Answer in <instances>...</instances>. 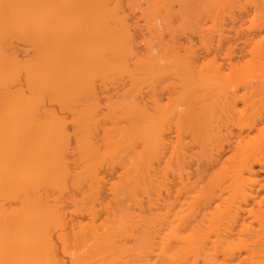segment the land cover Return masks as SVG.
Masks as SVG:
<instances>
[{"label": "bare ground", "instance_id": "1", "mask_svg": "<svg viewBox=\"0 0 264 264\" xmlns=\"http://www.w3.org/2000/svg\"><path fill=\"white\" fill-rule=\"evenodd\" d=\"M116 1L0 0V264H198L200 261H202L203 264H218L217 260L220 254L225 258L229 257L228 259H231V255L234 253L236 248H246L245 250L250 256L251 263L259 264L261 262L263 264L264 262L261 261V259L264 260V249H262L264 245L262 244V247L259 246V242L264 240L261 239V241L259 237L264 236V230L262 229L263 235L260 230L259 232L257 231L258 235L261 234L258 236L254 234L256 232L252 233L250 232L251 229L248 231L249 228L244 229L243 227L241 232L244 230L247 233L245 234V232H243L242 236L244 239H242L243 237L241 236V238L238 237L236 239L235 237L238 235H233L234 230H232V226L236 224L239 219V205L246 203L249 199L255 198L253 194L254 192L252 190L255 181L253 182L252 177L257 174V171L254 169L257 166H254L253 164L256 165L257 163L258 165L260 162V165H262L263 162L261 163L260 160L262 157L259 154L263 156L262 161H264V153L262 154L261 151L258 150V147H256L257 150L253 152L257 153V151H260L259 154H253L252 150L254 149L251 145V147H248L249 144H247L245 147L242 146V142L239 143L238 141V144H236L239 146L237 149L238 154L235 155V158L231 163L232 166L229 169L223 167L221 172H218V176L216 175L217 177L215 176L214 179L211 180L214 182L212 183L210 181V184L209 181L207 184L206 181L204 182V180L207 179L206 175H208V171L207 174L205 173L207 170L205 168L209 166L210 162H212L210 163L212 164L210 167L214 166L215 164L213 165V160L218 164L219 162L221 163L222 154H217L218 156L215 157V154L212 155L214 153L213 150L209 155L202 157V153H198L200 154L198 156H201L206 160L205 161L199 157L201 158V162H204L203 164L207 163V166L204 168V173H201V177L197 172L198 175L196 178H200V182L203 180L202 182H204V188L202 186V182L201 185L199 184L200 182L197 184L198 186H201L203 191H201L200 187L197 186V189L200 190L199 192L201 194L199 193L196 195L197 198L194 199H196V201L203 199L205 200V203L208 201V206H210V202L214 200L216 196L215 191L213 190L216 188L214 187L217 186L219 191V186H221L222 183L224 186V182H227L225 186H228L227 188H229L228 192L230 194L227 205L225 203L226 201L224 202L225 205H223V210L221 208L222 206H218L214 213L209 214L210 219L208 220L209 227L207 228V231H202V228L198 226L196 229H192L190 231H188V229L186 231L184 227L188 224L187 221H189L191 217L188 215H186V217L179 216L181 212L174 214L172 205L166 206V204L170 203L165 202V199L162 200L165 204H163V206L167 211L166 215H159L157 212V210L159 211V208L156 209V211H152L155 209V207L157 208L155 203L158 204L160 201L161 195L159 192L162 191V188L160 187L161 184H163V195L164 193L169 195L170 190L168 191L167 187L169 188V186H173L175 183L174 181L178 179L180 181V185H183L185 189L190 186H192V188L195 187L194 189H196V183L198 182H191V178L189 177L190 174L186 173L188 169L186 168V165H188L187 163L191 160L189 158H192L193 154L191 155L190 151L188 152L185 141L179 139L178 137L177 144L171 145V143L167 141L166 137L164 136L166 134H162L164 132L166 133L167 131L165 128L167 125H169L168 121L170 119H175L177 121H174L176 123L179 122L180 125L181 123L187 124V122H184V118L191 116L190 118L195 121L193 122L195 126L193 123H189L192 120L189 121L188 123L190 125L193 124L191 125L190 129L199 128L197 129L199 131L196 130V132H201L199 134L204 135L205 132L203 133L202 131H208L210 129V125H214V122L216 123V121L218 122L217 125H219L221 122L220 119L222 118L218 116L215 118V120L212 118V116H210L209 120L213 121L214 119V121L212 124H209L211 122L206 119H208L209 114H207V112L209 113L211 107L209 104H207L209 103L207 102L208 100L205 102L201 101L204 99L203 97H205V90L203 91V89H200V85L201 88H205L211 83V81L207 84L208 81L206 82L205 79L203 81V78L200 79V77L204 76L203 74H206L204 70H206L209 65L211 70L214 69L213 63L215 60L214 62L212 61V63H206L204 57L201 55V57H198L202 60V63H204L202 64L201 61L199 62V59L196 62V60H194V56L196 57L197 55H195L192 50V53L190 50H188V53L191 54V57L189 55L190 59L188 56L181 57L177 49V55H179V57H174L175 54L169 55L168 52L170 51H167L169 49L167 48L168 44L166 45L163 37V25L169 21L166 24L167 26L165 25V28L169 27V29H171V27L174 26L172 15L175 16L179 12V14H183L182 18L185 15L184 18L189 20L190 18L186 17L193 16V12L195 13V10L198 11V9L201 7L199 6L201 3L198 2H201V0H197L195 2L194 0H188L191 4L187 0H183L185 1L184 3H182V0H175L172 3L177 5L181 3L180 5L184 7L186 3H188L190 5H186V7H191L190 9L185 8L187 11L185 9L182 10V8L179 10L178 8L179 11L176 9L178 12L175 9H172L174 13L176 11L175 15L172 12V14L169 13L168 9L172 7V3L170 4L169 8L167 6L169 0L167 1V4L166 0H148L150 6H148L149 4L147 5V3L145 4V2H143L144 6L147 5L146 8H144L142 6L143 4L140 3L141 0H138L141 4L140 6L136 3L137 9L138 6H140L138 11L133 9L131 10L133 7L130 8V5L131 3L133 4L134 1L132 0L133 2H131V0H128L127 3L128 5L130 4L128 13L131 11V14L135 11L138 12L136 14L137 17L135 13L132 14L137 19H135V22L132 24L129 22L134 19V17L131 16V19H129L127 15L128 13L126 14L128 7H123L126 4V0L125 4H122L123 6L118 3L120 0H118V2ZM216 1L217 2L214 0L215 4L219 5L221 3L220 5L225 8L224 5L226 4V0ZM208 2L210 3L211 1L209 0ZM195 3H198L199 5H196ZM228 3L226 7L230 6ZM165 4L166 7H163L162 5L165 6ZM212 4L215 5L214 3ZM203 5H205L204 2ZM220 5L218 8L221 9ZM120 7H123L127 10L125 11V9ZM195 7L197 8L195 9ZM214 7L215 6L210 5L209 8H211V11H217L218 8L216 7L217 9H214ZM163 8H166L168 11V14L166 13V17L164 14V11L166 10ZM192 9L194 11H192ZM205 10L206 9H204V11ZM201 11L203 12V9ZM184 12L186 14H184ZM189 12H192V15ZM197 15L194 16L200 18V14L198 16ZM196 17H194L193 21ZM182 18L180 17V22L183 21L180 24L184 25L180 26V24H178L179 27H185L189 25L186 23H192V21L189 20L190 22H187V20ZM198 18H196V20ZM208 20L210 19L207 18V21ZM201 21H203V19ZM195 24L193 25V29H195ZM198 26L199 25L196 24V29ZM200 26L198 27L199 30H197L199 32L204 28L203 26L200 28ZM174 28L175 27L172 29L173 36L175 34L174 30L176 31ZM190 28L192 27L190 26ZM203 30H205V28ZM170 32L171 31H169V33ZM185 32L183 31V33L188 37V34ZM183 33L182 36L184 35ZM207 33L210 35L209 29L206 34ZM170 35L172 36V33ZM200 35L204 37L203 33ZM248 35L251 41V33H248ZM253 36L255 37V35ZM209 37L210 36H208V38ZM201 38L199 39L202 41L200 44H202L201 46H203V48H206L207 45L212 42L210 41L208 43L207 39ZM211 38L212 37H210V39ZM186 39H188L186 40L187 42L191 41V44H193V40L190 38ZM163 40L165 44L163 43ZM244 41H246V39ZM20 44L21 46L25 47L23 48L25 49L24 56L21 55L23 54V51L21 53ZM244 44L247 46L248 42L247 44ZM244 44L241 43L242 46H244ZM164 45H166V47ZM18 47L20 49H18ZM238 47H240L239 49L237 48L240 50V52L238 51V54H241H239L240 56L238 55L239 57L236 55V57L243 58L242 56H245V54H243L244 49L246 48H242L240 45H238ZM209 49H212V47ZM171 50L176 52L175 49ZM236 50L233 51L236 52ZM218 51L219 49H217V53ZM175 52L171 51L172 54ZM209 52H211V50H209ZM235 52L232 53L235 54ZM165 53H168V56ZM205 53V57L210 54L208 53L206 55ZM192 57L194 59H192ZM170 58L174 59L170 60ZM182 58L185 59L182 60ZM229 58L231 59L234 57L230 56ZM222 61H224V59ZM238 61L240 60L238 59ZM227 62L225 61V63ZM228 63L227 68L236 66L230 63V67L228 66ZM224 64H221V66H219L220 64H215V67L217 68H215L213 71L209 70L210 73L208 70H206L207 73L210 74H206L207 77L212 76L214 81L213 85V81L211 83V85L214 86L211 91L217 90L216 93L218 92V99H215L217 102L218 100L220 102V100H222V96H224V99L227 98L226 100L235 101L237 103L236 100H233V95H236L239 92L235 93L234 90L236 89L232 90L234 85L229 83L231 85L230 87V85L227 84L226 79H224L225 75H223V77L221 75L224 73V70L222 71V69H224L222 68ZM170 69L171 73L173 71L172 69L177 70L172 74L177 78L179 76L178 79L181 81V83L183 82L182 88L184 87V89H186L184 90L185 92H182L184 93L183 95H185V97H179L182 102L180 101L178 104L174 103L172 104L174 105L172 108L165 110L161 102L158 103L157 99L159 98H156L158 95H155V93H157L156 89L159 87V85L161 86L159 88L163 90V75H166L167 73H165V71ZM232 69L234 70V68ZM238 69L236 68V70ZM169 72L170 71H168V73ZM176 72L180 74L175 75ZM262 72H260V74ZM189 73L194 75L190 76ZM260 74L258 75L259 77L257 76L258 78H260ZM194 78L196 81H194ZM197 78L198 80H201L202 84L201 82L196 84L198 81ZM262 80L263 81L257 83L259 86L261 83H263L260 86L261 88L263 86V92L260 88H258L257 84H252V82L249 84L251 86L255 85L253 86L255 91L253 93H264V79ZM203 82H206V84ZM211 85L208 87L212 88ZM226 86L231 88H228V92L231 91L230 96H227L229 93L225 88ZM145 87L150 90L146 89ZM246 87L247 85L244 88L246 89V91L244 90V93L246 92L245 97L247 98L250 96L251 90L253 89H251L252 87L250 89ZM126 88L127 93L128 89L129 92L132 91V96L136 94L137 91L140 93L142 89H145L144 91L152 90L154 94L152 91L150 94L152 93L153 96L155 95V97L151 95L152 97H150V99L154 102L153 99L155 98V102L157 104L153 103L154 106H158L159 104L162 106L159 107L163 109H160L163 112L161 111L155 114L157 110L156 106L153 110L155 113H152L151 116V113L149 112V115L146 108L147 105H144L146 110L143 106L142 97L139 96L142 101H139V97L137 98V95L134 99L132 96L130 99H128V95L130 94H127L126 91L124 96L127 95V98L125 97L124 100L123 98L120 99V101L123 100V102L114 100L113 97L112 99L115 104L112 103L108 107L107 104H105L106 102L104 103L105 105L102 107L106 109L107 112L103 108L100 109V103H98L100 105H97L96 102L99 101H95V98L97 97L95 95L98 94V90L100 94V90L103 91V93L107 90L110 91V89L119 92L120 90H125ZM225 89L228 94L225 92ZM200 90H202V93L197 94L196 91L200 92ZM237 91L238 90H236V92ZM120 92L122 93V91ZM193 94H196L198 95L197 97L200 96L202 98L201 99L199 97L200 103H198L199 100L196 101L198 98L194 97ZM201 94H203V97ZM213 96L216 97L215 95ZM238 96L242 97L241 94H238ZM238 96L236 95V97ZM252 96L253 98H251ZM259 96L257 98L256 95H251L250 98L253 100H250V103L245 105L246 108L247 106L252 105L253 102V104H255V100L258 102ZM261 96H264V94ZM46 97L49 98V103L58 104L59 107L62 108L60 109L61 112L62 110H65V112H67L66 110L68 109L72 110V123L70 121V124L72 125L73 129H71L74 132L72 131L71 135L68 131L69 127L67 130L66 126L67 124L69 125V123L63 117L60 118L61 115L58 114L59 111L54 113L51 112L50 109V111L47 110L48 101L45 100L47 99ZM118 97H120V95ZM230 97L232 98L230 99ZM261 98L262 97H260V99ZM44 100L47 102V109L44 108ZM110 100L107 101V103H111ZM237 100L238 103L239 101L240 103L243 101L241 99ZM247 100L249 102V98ZM262 100L264 99L262 98ZM231 101L227 102L229 103L228 106L232 107L233 105L235 107ZM246 101L245 103H248ZM117 102L119 103L117 104ZM137 102H141V104H138ZM263 102L260 100L259 103H262L263 106ZM196 103L198 105L202 103L201 106L206 103V105H209L210 109H203L204 106L207 107L206 105H204L202 108H197ZM259 103L257 104L261 105ZM181 104L188 108L187 110L189 111H185L186 108L184 110ZM194 104L195 109L199 111H196L197 114L192 115L191 110L194 109L192 106ZM257 104L255 105L256 108L250 107L254 108L256 111L258 107ZM218 105L217 111L219 110L218 107H220ZM50 106L51 105H49V107ZM222 106H224V103ZM228 106H224L222 108H225L228 111ZM261 107L258 108L259 111H262V108H264V106L262 108ZM179 108H182L183 112ZM101 110L103 112L99 114V111ZM203 110L205 111L204 113H206L204 114V120L208 121L207 123L205 122L207 127L205 126V123L203 125V122H201L203 119ZM246 110L247 109H245V111ZM254 110L252 113L255 114ZM225 111L222 112L224 113ZM259 111L257 110L256 114L258 115H256V117L259 116V113H261ZM200 112L202 115H200ZM233 112L236 113V110ZM184 113L186 114L185 116ZM223 113L220 114L222 115ZM101 114L104 115L102 116ZM213 114L215 116L216 112ZM217 114L220 115L219 112ZM237 114L238 113L235 115ZM62 115L64 116V113ZM196 115L200 116V118H198L199 120L196 119L199 117ZM205 115L208 116L205 117ZM240 115L241 114L238 115L239 119ZM100 116H102L103 119L109 120V122L108 120L103 121V124L105 125V121L107 122V127L102 124V126H105L106 129L99 127V125L101 126V123L98 120V117L101 118ZM192 116H196L195 119L199 123H197V121ZM246 116L247 115L244 117ZM69 117H71V115ZM224 117H226L225 113ZM65 118H67L66 115ZM218 118H220V122L218 121ZM258 118L259 117L254 119V123H256L255 120H258ZM64 120H66L67 123H65ZM248 121H250V119ZM108 123L113 127L111 128L110 126L108 129ZM166 123L167 125H165ZM200 123L203 128L206 127L204 130L203 128L199 127ZM120 124H124V126L122 125L123 128ZM213 125V129L215 128L217 130L211 129L213 132L209 130V135H211L210 131L213 133L212 136H210L211 138H214V134L219 135L220 133L218 132L220 130L218 128L219 126L216 125V128ZM94 128L95 130L99 128V132L102 129L101 131L104 132V134H102L103 137H101L102 135L100 136V142H97L98 137L95 136L96 134H92ZM161 128L163 130H161ZM246 130L249 131L250 128L247 127ZM188 131L190 133L191 130ZM99 132L97 134H100ZM193 132L194 130L192 129L191 133ZM208 133L206 135H208ZM194 134L196 133L194 132ZM194 134L192 135L194 136L193 138L195 141L198 140L200 136H202L198 135L195 139L196 136ZM73 135L74 139L72 140L75 141V147H73L74 149H71L72 151L74 150L72 152L74 153L73 156L77 158H74L71 154L67 155L70 150L69 148L71 147L70 138H73ZM93 135L95 138H97V140L95 139L97 144L93 139ZM204 137L205 136H203V138ZM210 137H207L209 142H211ZM203 138L199 140H204ZM217 138L219 140L221 137H215V139ZM241 138H243V136ZM205 140L203 145L206 143ZM243 140L245 139L243 138L241 141ZM195 141L192 139V142L195 143ZM219 141L222 140L220 139ZM256 141L258 142V139ZM216 142L217 140L214 143L216 144ZM250 142H252V140H250ZM215 144L212 146H215ZM253 144L255 148L256 145L255 143ZM220 145H222V143ZM197 146H202V142L198 143ZM99 147L103 148L99 149ZM204 147L206 149V146ZM204 147L202 146L201 150H204ZM248 148H251L250 150L252 153ZM213 149H215V147ZM220 149L222 148L220 147ZM102 150H105L104 154H101V152H103ZM223 150L225 151V148ZM160 152H162L163 156L160 154ZM124 154L126 156H124ZM159 154L161 156H159ZM256 155L260 157L257 159L260 161L254 163L255 158H257ZM66 156H70L71 158H66ZM198 156L196 157L198 158ZM252 156H256L254 160L251 159ZM72 158H74V160ZM107 158L110 159L111 162H109ZM218 158L220 159L218 160ZM68 159L71 163L72 161L74 162L75 160H79V162L76 161L78 166L75 165V168H71L70 166L72 165H70V162H67ZM156 159L159 160V163ZM115 161L120 163H114ZM154 161L158 163L159 167H161L160 165L163 162V168L161 167L162 174L159 173L160 168L157 172H155V169L156 167L158 168V166L153 167L155 164L153 163ZM251 161L253 164H251ZM103 162H106L105 166L108 165L106 168L107 170L110 169L108 168L109 166L112 168L113 164H115L114 167L121 165V172L119 171L121 174L118 176L119 180H117V182L110 181L109 183L108 181H105L106 179L103 176L105 174L102 175V168H105L103 167ZM201 162L199 161L197 163L198 167L200 166ZM218 164H216L217 167L219 166ZM262 166H264V164ZM113 168L110 171H113ZM198 170L200 171L199 168ZM103 173H105V171ZM176 174L179 177L176 180L171 181L172 176L174 177L173 179L177 177ZM160 177H162L161 181ZM220 180L221 182H219ZM158 181L161 184L157 183ZM68 182H70L69 185ZM170 183H172V185H170ZM67 185L69 187L71 186L70 188L73 190L75 189L77 193L80 194L81 198L79 195L77 196L80 199L76 198V196H73L74 194L69 195V188ZM106 186H110V189H108L110 190L111 194V201L107 205L105 204V200H100L101 195L106 190H108L104 189ZM156 188L158 189L156 190ZM190 189L188 190L189 192ZM49 190L56 191V193L60 192V194L61 192L66 191L68 193L63 192V195L67 194L69 199L72 201L67 200V197V199H65L64 196H61L65 200L61 199L64 202L62 203L61 201V204H59L57 201L60 199V194L57 193L59 194V199H56V196V200H52V195L50 196V193L53 192ZM103 190L104 192H102ZM164 190L166 191L164 192ZM56 193L54 192V194ZM156 194H159L160 196L157 197ZM142 195L143 197H147L148 200L145 198L143 199V197L141 198ZM154 199H156L155 202ZM69 201L71 202V205H73L72 210L74 209V211L71 209L69 210V212H72L69 213L71 217L73 214H78V217L79 215L80 217H84L86 214H88L89 218L87 219H90L89 223H82L83 220L77 218L76 215V218L79 220L74 218L75 216L73 215V218L77 221H70L66 223L67 219H65L64 216L68 214L65 212L64 205L67 206L68 204L69 206ZM144 201L146 204L149 202V206L148 204L145 206L149 207V209L147 208L146 211L144 210L145 208H143L145 204L142 206ZM151 205L153 206L152 208H150ZM97 207L99 208L98 211L96 210L98 209ZM100 209L105 211L103 220H101L98 214V212L101 211ZM153 212H155V214L157 213L160 217L157 214L155 215ZM84 213L86 214L83 216ZM187 216L189 217L188 220ZM169 217L170 219L173 218L174 220L172 222H168L167 219H169ZM259 218L262 217L260 216ZM263 220L264 218L261 221L263 222ZM68 224L71 225L68 226ZM260 224L261 222L259 225ZM262 224L264 225V223ZM262 224L260 226H262ZM161 225L163 227H161ZM68 229L70 230L68 231ZM253 234L255 236H253ZM260 255L263 257H259Z\"/></svg>", "mask_w": 264, "mask_h": 264}, {"label": "rangeland", "instance_id": "2", "mask_svg": "<svg viewBox=\"0 0 264 264\" xmlns=\"http://www.w3.org/2000/svg\"><path fill=\"white\" fill-rule=\"evenodd\" d=\"M116 1V0H115ZM123 0H120L119 2H118V0L116 1V2H118V3H120V5H122L123 3L125 4V0L122 2ZM134 1V3L132 4L131 2H133ZM131 0V5H133V6H131L130 4V8L131 7H133V8H131V10L133 9V10H137L138 11V9L140 8V6H141V4L140 3H142L143 4V2H145V4L147 3V5L149 4V2H148V0L146 1H143V0H139L140 1V3H139V1L138 0ZM150 1V0H149ZM167 1L168 0H166V4H167ZM175 0H169L168 1V4H167V6H168V8H169V6H170V4L172 3V2H174ZM183 1V0H182ZM188 1V0H187ZM193 1V0H192ZM195 1H197V0H194V2ZM205 3V5H203V2ZM209 0H201V2L199 1L198 3H201L200 5L197 3H195L196 5H199V6H201L199 9H198V11H196L195 10V13L193 12V16L194 15H197L199 12V14H200V18H198V17H196V16H194V17H196V18H198L197 20H196V18H195V20L193 21V19H194V17L193 16H190V17H186V18H190L189 20L190 21H192V23L188 20V19H185L184 17H185V15H184V17L182 18V15H181V13L179 14V10L182 8V10L183 9H185V8H187V9H190L191 7H186V5H190V4H188V3H186V5L185 4H183V5H185V7L184 6H182V5H180V4H175V3H172L171 4V6L172 7H170V9H168L169 10V13L170 14H172V13H174V11H172V9L174 10H178V8H179V10L177 11L178 13L176 14V11H175V13H174V15L175 16H173L172 15V18H173V27H175L174 29H176V31L174 30V32H175V34H174V36H173V31H172V29H173V27H171V29H169V27L168 28H165L167 25V23L169 22V21H167V23H165L164 25H163V27H164V29H163V37H164V40H165V43H166V45H167V48H169L167 51H170V52H168L169 53V55H174V57H179V55H181V57H185V56H188V58L190 59V57H191V54H189L188 53V50H190V52H191V50L194 52V54L195 55H197L196 57L194 56V58L192 57V59H194V60H196V62H197V60L199 59V57L198 56H200L201 57V55H202V57H204V59H205V62L206 63H208V62H211L212 63V61L214 62V60H215V62L213 63V67H214V69L215 68H217V67H215L216 65H219V66H221V64H224L225 63V61L227 62V58H228V62H230L231 64H233V65H236V66H234V67H232V68H234V70L232 69V68H227V63H225L224 64V66L222 67V68H224V69H222V71L224 72V73H222L221 75H222V77H223V75H225L224 77V79H226V81H227V84H229V83H231V85H234V87L235 86H237V87H232V90H234V89H236V90H238L237 92H236V90H234L235 91V93H238V94H241V96L242 97H240V96H238V94H236L238 97H236V95H233L234 96V98H233V100H236L237 101V103L235 102V101H231V100H226V99H224V96H222V100H220V102H219V100H218V102L216 101L218 98V92L216 93V91L217 90H212L211 91V89H213L214 88V86H212L213 84H214V81H213V77L212 76H209V77H207V75H210V74H208L207 73V71L206 70H208V72H209V70L210 71H213V70H211L209 67H210V65L208 66V68H206V70H204L205 71V73L207 74H203L204 76H201L200 77V79H202L203 78V81H204V79H205V81L207 82V84L208 83H210V81H211V83H212V81H213V83H212V85H211V83L210 84H208L207 85V87L208 86H212V88H210V87H205V88H201V85H200V89H203V91L205 90V92H204V95H205V97H203V94H201L202 95V97L205 99V98H207V99H203V100H201V101H207V102H209V103H207V104H209L210 105V107H211V110H209L210 109V107H209V105H206V103L204 104V105H206L207 107H205L204 105V108L203 109H205V110H209V113L207 112V114H209V116L208 115H205V117L206 116H208V119H206V120H209L210 118V116H212V118H217L218 116L221 118H223L224 117V113H225V115H226V117H224L222 120L220 119V118H218V121H219V119H220V121L222 122H220L219 123V125H217V121H216V123L214 122V125L212 124V122L214 121V119H213V121L212 120H209L211 123H209V124H212L214 127H216L217 128V126H219L218 128L221 130H219L218 132H220L219 133V135H215L214 134V138H211L210 136H212V134L213 133H211V131L212 130H217V129H213V127H212V125H210V129L209 128H207V129H209V130H211L210 131V134L211 135H209V130L207 131H202L203 133L205 132V134L203 135V134H199V133H201V132H199V133H197L196 132V130L197 129H199V128H196V129H194V128H192L193 130H194V132L196 133V134H194V132L193 133H191L192 132V129H190V127H191V125H193L194 123L193 122H195L194 120H192L190 117L191 116H189L188 118H184L185 119V121L184 122H187V124L186 123H181V125H180V123L179 122H175V121H177V120H175V119H170L168 122V124L169 125H167V123L165 124V125H167V127L165 128V129H167V131H166V133L164 132V133H162V134H166V135H164L165 137H166V139H167V141H169L170 143H171V145L173 144V145H175V144H177V140H178V137H179V139H182V140H184L185 141V144L187 145V150H188V152L190 151V154L192 155L193 154V156H192V158H189V159H191L187 164L188 165H186V168H188L187 169V172L186 173H189L190 174V178H191V182H195L196 183V181H198L197 183H196V189L198 188V187H200V189H201V186H198L197 184L200 182V178H196L197 177V175L198 174H200V177L202 176V174L204 173V171H205V169H207L206 171H205V173L207 174V171H208V175H206V177H207V179L206 180H204V182L206 181V184H207V182L209 181V184H210V181L211 180H213L214 179V177L217 175L218 176V172L220 171L221 172V169L223 168V167H225V168H230L232 165H231V163L233 162V160H234V158H235V155L236 154H238V151H237V149H238V147L239 146H237L236 144H238V141H239V143H241L242 142V146H247V144H249L248 145V147L251 145L252 146V148L254 149V150H252V152L253 151H256L257 150V148L256 147H258L259 149L258 150H260L261 151V153L263 154L264 152H263V150H264V138H262V137H264V135H263V133H264V108H262L263 106H264V100H262V98L264 99V96H261V95H263V94H261L262 92H263V86H262V88L260 87L261 86V84H263V83H261L260 84V86H259V82H261V81H263L262 79H264L263 77H264V74H262V73H264V0H226V4L224 5L225 6V8L223 7V6H221L220 4V6H221V9L220 8H218L219 7V5H217V4H215V2H217L216 0H215V2H214V0H210L211 2V4L208 2ZM213 1V2H212ZM128 0H126V4H125V6H123V7H126L127 9H125V8H123V7H120V8H123V9H125V11H126V14L128 13V11H129V5H128ZM185 1H183L182 3H184ZM222 2V1H221ZM228 2H230V3H228ZM136 3L137 4H139L140 6H138V9H137V7H136ZM163 3H164V1H163ZM212 5V6H215L214 7V9H217V11H211V8H209L210 7V5ZM212 3H214L215 5H213ZM223 3V2H222ZM227 3H228V5H230V6H227L226 7V5H227ZM117 4V3H116ZM166 4H165V6L164 5H162L163 7H166ZM115 5V4H114ZM117 5H119V4H117ZM119 5V6H120ZM146 5V6H147ZM193 5V4H192ZM196 5H194V6H196ZM207 5H209V6H207ZM217 5V6H216ZM223 5V4H222ZM144 8H146V6H144V4L142 5ZM148 6H150V4L148 5ZM175 6V7H174ZM182 6V7H181ZM198 6V7H199ZM136 7V8H135ZM193 7V6H192ZM205 7V8H204ZM217 7V8H216ZM197 7H195V9H196ZM163 9H165L166 10V8H163ZM203 9V12L201 11ZM204 9H206L205 11H204ZM209 9V10H208ZM212 9H213V7H212ZM186 10V9H185ZM200 10V11H199ZM223 10V11H222ZM137 11H135V12H133V13H135V15L138 13ZM187 11V10H186ZM185 11V12H186ZM192 11H194L193 9H192ZM208 11V12H207ZM221 11V12H220ZM132 12V11H131ZM131 12H129L127 15H128V18L129 19H131L130 17L131 16H133L132 14H131ZM168 11L166 10V11H164V14H165V17H166V13H167ZM172 12V13H171ZM181 12V11H180ZM183 12V11H182ZM184 12V14H186ZM189 13H191V15H192V12H189ZM202 13V14H201ZM213 13V14H212ZM168 14V13H167ZM169 14V15H170ZM198 14V15H199ZM205 15V17H204V15ZM130 15V16H129ZM168 15V16H169ZM181 15V16H180ZM197 15V16H198ZM213 15V16H212ZM214 15H215V17H214ZM134 17V19H132L129 23L130 24H132L133 22H135V16H133ZM132 17V18H133ZM136 17H137V15H136ZM164 17V18H165ZM180 17L182 18V19H185V20H187V22H190V23H186V24H189V25H187V26H183V27H179V25L178 24H180V23H182V22H180ZM192 17V18H191ZM164 18H163V21H164ZM206 18V19H205ZM207 18H209L210 20H208L207 21ZM211 18H212V20H211ZM181 19V20H182ZM192 19V20H191ZM203 19V21H201ZM137 20V19H136ZM167 20V19H166ZM185 20H184V22H185ZM206 20V21H205ZM196 21H198V22H196ZM198 24L199 26L200 25H202L204 28H205V30H203V29H201V30H203V31H201L200 30V32L201 33H203V36L205 37H202L200 34V32L199 31H197V30H199V26L197 27V29H196V24ZM164 23V22H163ZM172 23V22H171ZM204 23V24H203ZM185 24V25H186ZM195 24V29H193V25ZM206 24V25H205ZM166 25V26H165ZM182 25H184V24H180V26H182ZM190 26L192 27V28H190ZM202 26H200V28L202 27ZM168 29V30H167ZM189 29V30H188ZM208 29H209V32H210V35L207 33L206 34V32H208ZM169 31H171L170 33H169ZM183 31L185 32V31H187V32H185L186 34H188V37L183 33ZM194 34H193V33ZM258 32V33H257ZM166 33V34H165ZM172 33V36L170 35ZM182 33L184 34L183 36H182ZM197 33H198V36H197ZM200 33V34H199ZM248 33L250 34L251 33V36L250 37H252V40L250 41V39H249V35H248ZM252 33H254V34H252ZM256 33V34H255ZM200 35V36H199ZM248 37H247V36ZM253 35H255V37L253 36ZM193 36V37H192ZM208 36H210V37H212L211 39H210V37L208 38ZM203 38V39H207L208 41V43L210 42V41H212V42H210L208 45H207V42H206V45H207V47H206V45H205V47L206 48H203V46H201L202 44H200L202 41L199 39V38ZM249 39V41H248V39ZM186 38H190L191 40H193L192 42H193V44H191V41H186V40H188V39H186ZM201 38V39H202ZM254 38V39H253ZM213 39V40H212ZM246 39V41H244ZM164 40H163V43H164ZM200 41V42H199ZM204 42V41H203ZM219 42V43H218ZM247 42H248V44H247ZM164 43V44H165ZM241 43L242 44H244V43H246L247 44V46H245V44H244V46H242L241 45ZM166 45H164L165 47H166ZM200 45V46H199ZM238 45H240L242 48L243 47H245L246 49H244V53L243 54H245V56L243 55H241L243 58H238L240 55L239 54H241V53H239L238 54V51L240 52V50H238L240 47H238ZM248 45H249V47H248ZM20 46H21V44H20ZM220 48H219V47ZM172 47V48H171ZM174 47V48H173ZM212 47V49H209V48H211ZM21 48V49H20ZM18 47V49H20V51H21V53H22V51H23V54H21V55H23L24 56V50L25 49H23V48H25V47H23V46H21V47ZM166 48V49H167ZM238 48V49H237ZM171 49H177L178 50V53H179V55H177L178 53H177V50H176V52L174 51V50H171ZM203 49V50H202ZM217 49H219V51H218V53H217ZM237 49V50H236ZM200 50V51H199ZM204 50H205V52H208V53H210L207 57H205V55H204ZM208 50V51H207ZM209 50H211V52H209ZM232 50V51H231ZM233 50H236V52L235 51H233ZM245 50H246V52H245ZM171 51L172 52H175V53H171ZM197 52V53H196ZM201 54H200V53ZM232 52H235V54L234 53H232ZM167 53V54H168ZM171 53V54H170ZM192 53V52H191ZM208 53H205L206 55L208 54ZM166 54V53H165ZM166 54V55H167ZM189 55H190V57H189ZM229 55V56H228ZM234 55V56H233ZM236 55L238 56V57H236ZM168 56V55H167ZM234 57V58H229V57ZM170 57H172V56H170ZM236 57V58H235ZM187 58V59H188ZM197 58V59H196ZM240 60V61H238V59ZM172 59H174V58H170V60H172ZM185 58H182V60H184ZM191 59V60H192ZM203 59V58H202ZM204 59H203V61H204ZM224 59V61H222ZM235 59V60H234ZM194 60H193V62H194ZM231 60V61H230ZM234 60V61H233ZM199 62L201 61V63H202V60L201 59H199L198 60ZM198 62V63H199ZM218 62H219V64H218ZM234 62V63H233ZM204 63V62H203ZM202 63V64H203ZM230 63H228V66H230L231 64ZM200 64V63H199ZM216 64V65H215ZM232 65V66H233ZM211 66V67H212ZM231 67V66H230ZM242 67V68H241ZM236 68L239 70H236ZM230 69V70H229ZM173 71H172V73H175L174 71H177V70H174V69H172ZM241 70V71H240ZM261 70V71H260ZM167 71V72H166ZM165 71V73H167L165 76L163 75V90L161 89V88H159V87H161L160 85H159V87H157V93H155V95H158V96H156V98H159V99H157V101H158V103L159 102H161V104H162V106H164V108H165V110H169L170 108H172L174 105H172V104H178V103H180V101H181V99L179 98V97H181V98H184L185 97V95H183L184 93H182V92H185L184 90L186 89H184V87L182 88V83H181V81L178 79L179 78V76H178V78L177 77H175L172 73H171V69L170 70H166ZM168 71H170L169 73H168ZM180 71V70H179ZM182 71V70H181ZM184 71H185V69H184ZM184 71H182V72H184ZM236 71H238V72H236ZM263 71V72H262ZM181 72V73H182ZM234 72V73H233ZM260 72H262L261 74H260ZM204 73V72H203ZM210 73V72H209ZM177 74H180V73H177L176 72V74L175 75H177ZM183 74V73H182ZM181 74V75H182ZM190 74V76L191 75H194V74H192V73H189ZM232 74V75H231ZM234 74V75H233ZM261 75L260 76V78H258L259 76L258 75ZM180 75V76H181ZM184 75V74H183ZM182 75V76H183ZM206 75V76H205ZM229 75H231V76H229ZM214 76V75H213ZM258 76V77H257ZM196 77V76H195ZM198 77V76H197ZM212 77V78H211ZM257 77V78H256ZM191 78V77H190ZM192 78H193V76H192ZM254 78V79H253ZM256 78V79H255ZM195 79V78H194ZM194 79H192V80H194ZM198 80V78H197V83L196 84H198V82L200 83L201 82V80ZM209 79V80H208ZM212 79V80H211ZM233 80V81H232ZM260 80V81H259ZM194 81H196V79L194 80ZM228 81H232V82H228ZM206 82L204 83V84H206ZM251 82H252V84H257L258 85V88H260L261 90H262V92H259V93H253V92H255L254 91V87L253 86H255V85H253V86H251V85H249V84H251ZM254 82V83H253ZM258 82V83H257ZM201 84H202V82H201ZM203 84V85H204ZM202 85V86H203ZM230 85V84H229ZM231 85H230V87H231ZM247 85V87L250 89L251 87V89H253V90H251V93H250V96L251 95H256L257 96V98H258V96H259V99H258V102L255 100V104H253L252 103V105H254V106H252V105H249V106H247V108H246V106L245 105H247V104H249L250 103V100H251V98H253V96L250 98V96H248L247 98L245 97L246 96V92L244 93V90L246 91V89H244L245 88V86ZM249 85V86H248ZM256 85V86H257ZM204 86H206V85H204ZM251 86V87H250ZM199 87V86H198ZM198 87H197V89H198ZM229 86H226L225 88L227 89V92H228V90L229 89H231ZM246 87V88H247ZM146 88V87H145ZM159 88V89H158ZM207 88V89H206ZM229 88V89H228ZM146 89H148V88H146ZM162 91H161V90ZM208 89H210V90H208ZM226 89H225V92H226ZM240 89V90H239ZM248 89V90H249ZM257 89V88H256ZM255 89V90H256ZM127 90V88L125 89V90H120V91H122V93L119 91H114V90H111L110 89V91H104V93H103V91H101L100 90V94H99V90L97 91L98 92V94H96L95 96H97L96 98H95V101L97 100V101H99V102H96L97 103V105H100L99 107H101L100 109H102L103 107L102 106H104L105 104H107V106L109 107L110 106V104H115L114 103V101H113V99L114 100H117V101H120V99L121 98H123V100H124V98L127 96V95H125L124 96V93H125V91ZM145 89H142V91H140V93H138L139 91H137V93L136 94H134L133 96H132V94H131V92H129V89H128V93H127V91H126V93L127 94H130V95H128L129 97H128V99H130V97L132 96V98L134 99L135 97H136V95H137V98L140 96V97H142V99H143V106L144 105H147V111H148V113L150 112L151 113V116H152V113H155V112H153V110H154V107H156V106H154V104L153 103H155V104H157L155 101V98L153 99L154 100V102L150 99V97H152L153 96V94H154V92L152 91V93L150 94V92L151 91H144ZM148 90H150V89H148ZM247 90V91H248ZM260 90V91H261ZM158 91H159V93H158ZM161 91V92H160ZM199 91V90H198ZM206 91H207V94H206ZM209 91V92H208ZM258 91H259V89H258ZM112 92V93H111ZM142 92V93H141ZM144 92V93H143ZM147 92V93H146ZM195 92V91H194ZM226 92V93H227ZM249 92H250V90H249ZM114 93V94H113ZM125 93V94H126ZM181 93H182V95H181ZM196 93L197 94H200V93H202V90H200V92H197L196 91ZM229 93V95H227ZM226 95L227 96H230V93H231V91L230 92H228ZM253 93V94H252ZM139 94V95H138ZM141 94H142V96H141ZM233 94V93H232ZM243 94V95H242ZM248 94V93H247ZM99 95V96H98ZM116 95V96H115ZM120 95V97H118ZM152 95V96H151ZM155 95L153 96V97H155ZM181 95V96H180ZM194 95V94H193ZM192 95V96H193ZM213 95H217L216 97H214ZM123 96V97H122ZM198 95H194V97H196V98H198V99H196V101L197 100H199V97H197ZM208 96V97H207ZM209 96H210V98H209ZM213 96V97H212ZM232 96V97H233ZM114 97V98H113ZM139 97V101H142V99ZM232 97H230V99L232 98ZM236 97V98H235ZM260 97H262L261 99H260ZM47 99H45L46 101H48V105L46 104L47 102L44 100V104H45V109H47L46 108V105H47V107H48V109L47 110H51V112H58V114L59 115H61L60 116V118H64V119H66L67 120V122L69 123V125L67 124L66 126H67V130H68V127H69V132H70V135H71V133H72V125L70 124V121L72 120V110H66L67 112H65V110H62V112H61V110L60 109H62L61 107H59V105L58 104H56V103H49V98L48 97H46ZM113 98V99H112ZM116 98V99H115ZM119 100H118V99ZM127 98V97H126ZM201 98V97H200ZM212 98H214V99H212ZM229 98V97H228ZM249 98V102H248V99ZM254 98H256V97H254ZM256 98V99H257ZM111 99V100H110ZM141 99V100H140ZM192 99H193V97H192ZM202 99V98H201ZM210 99V100H209ZM216 99V100H215ZM237 99H241V100H243L241 103H240V101H239V103H238V100ZM247 101H246V100ZM111 101V103L110 102H108L107 103V101ZM123 100H121L120 102H123ZM126 100V99H125ZM132 100V99H131ZM161 100V101H160ZM253 100V99H252ZM251 100V101H252ZM260 100H261V102H263V106H262V103H259L260 102ZM102 101V102H101ZM138 101V100H137ZM152 101V102H151ZM194 101H195V98H194ZM193 101V102H194ZM214 101V102H213ZM232 102V104H234L235 105V107H237V108H235L232 104V107L231 106H228L229 105V103H227V102ZM245 101L246 102H248V103H245ZM106 102V103H105ZM127 102V101H126ZM182 102V101H181ZM221 102H223L224 103V106H228L227 107V109H228V111L225 109V108H222V107H224V106H222V104L223 103H221ZM80 103V102H79ZM78 103V104H79ZM98 103H100V104H98ZM105 103V104H104ZM119 102H117V104H118ZM138 103V102H137ZM140 104H141V102H139ZM138 103V104H139ZM198 103H200V100H199V102ZM213 103V104H212ZM216 103V104H215ZM220 104V105H218V104ZM257 103H259V104H261V105H258ZM55 105V107H54V105ZM81 104H82V102H81ZM103 104V105H102ZM121 104V103H120ZM197 104V103H196ZM202 104V103H201ZM201 104L200 105H198L197 104V108H202L203 106H201ZM212 104V105H211ZM226 104V105H225ZM236 104H237V106H236ZM257 104V110L259 111V107H261L262 108V111H259V112H261V113H259V116H257V117H259L258 118V120H255L256 121V123H254V119H256L257 117H256V115H258V114H256L257 113V110L255 111L254 110V108H256V105ZM49 105H51L50 107H49ZM58 105V106H57ZM171 105V106H170ZM185 105V104H184ZM215 105V106H214ZM217 105L218 106H220V107H218V111H217ZM113 106V105H112ZM142 106V107H143ZM160 105L158 104V106L156 107V113L155 114H157V112H161L163 109L162 108H160V107H162V106H160ZM170 106V107H169ZM181 106H183L182 104H181ZM191 106V105H190ZM193 106V108L195 109V104L194 105H192ZM198 106H201V107H198ZM243 106H244V108H243ZM254 107V108H251V107ZM151 107V108H150ZM153 107V108H152ZM158 107H159V109H158ZM169 107V108H168ZM209 107V108H208ZM229 107H230V110H229ZM239 107V108H238ZM250 107V109L248 110V108ZM107 108V107H106ZM144 108H145V106H144ZM146 108H145V110H146ZM166 108H168V109H166ZM183 108H184V110H185V108L186 107H184L183 106ZM192 108V107H191ZM192 108V109H193ZM220 108H221V110H220ZM54 109V110H53ZM99 109V110H100ZM104 109V108H103ZM151 109V110H150ZM160 109H162V110H160ZM179 109H181V111L183 112V109L182 108H179ZM188 108H186V110L185 111H189V110H187ZM194 109L193 110H191V112H192V115H195V114H197L196 113V111H197V109H195V111H194ZM226 111H225V110ZM233 109V110H232ZM245 109H247L246 111H245ZM252 109V110H251ZM49 110V111H50ZM104 110H106V109H104ZM213 110V111H212ZM236 110V113H238L237 115H235L236 113L235 112H233V111H235ZM254 110V112H255V114L254 113H252V111ZM261 110V109H260ZM71 113H70V112ZM199 111V110H198ZM197 111V112H198ZM212 111V112H211ZM222 111H225L224 113L222 112ZM101 112H103L102 110L101 111H99V114L101 113ZM106 112H107V110H106ZM163 112V111H162ZM193 112H195V113H193ZM205 111L203 110V119H202V117H201V122H203V125H204V123L206 122H208V121H205L204 120V114H206V113H204ZM216 112V114H215V116H214V114L213 113H215ZM219 112V114L220 113H223L222 115L220 114V115H218L217 113ZM229 112V113H228ZM64 113V116L62 115V114ZM67 113V114H66ZM150 113H149V115H150ZM186 113H189V112H186ZM201 113V112H200ZM227 113V114H226ZM230 113H231V115H230ZM155 114H153V115H155ZM211 114V115H210ZM213 114V115H212ZM239 114H241L240 115V119H239V117H238V115ZM244 114V115H243ZM251 114H252V116H253V120H252V116H251ZM254 114V115H253ZM261 114V115H260ZM263 114V115H262ZM65 115L67 116V118H65ZM71 115V117H69ZM102 115V114H101ZM104 115V114H103ZM102 115V116H103ZM186 114L184 113V116H185ZM200 115H202V113L200 114ZM234 115H235V117H234ZM245 115H247L246 117H244ZM102 116H100L101 118H99L98 117V120H99V122L101 123V126L99 125V127H102V128H105L106 129V125H107V120L106 119H103V117ZM183 116V117H184ZM196 116H199V115H196ZM196 116L195 117H193L194 119L196 118ZM243 118H242V117ZM260 116H263V117H260ZM231 117V118H230ZM250 117V118H249ZM198 118H200V116L199 117H197L196 119H198ZM227 118V119H226ZM238 118V119H237ZM242 118V119H241ZM102 119V120H101ZM190 119V120H189ZM195 119V120H196ZM250 119V121H248ZM263 121H262V120ZM66 120H64L65 121V123H67L66 122ZM102 122H101V121ZM104 120H106L105 121V123H106V125L105 124H103L104 122ZM175 120V121H174ZM182 120H183V118H182ZM192 120V121H191ZM199 120V119H198ZM204 120V121H203ZM216 120V119H215ZM260 120V121H259ZM171 121V122H170ZM189 121H191V122H189ZM197 121V120H196ZM259 121V122H258ZM261 121H262V123H261ZM98 122V123H99ZM108 122H109V120H108ZM193 123V124H189V123ZM248 122V123H247ZM71 123H72V121H71ZM122 123V122H121ZM197 123H199L198 121H197ZM205 123V126L207 127V124ZM258 123H260V124H258ZM102 124L103 125H105L104 127L102 126ZM111 124V123H110ZM171 124V125H170ZM263 124V125H262ZM98 125V124H97ZM108 125H109V123H108ZM121 125V124H120ZM119 125V126H120ZM123 126H124V124H122ZM121 125V126H122ZM178 125V126H177ZM188 125H189V127H188ZM197 126H199L198 124H196ZM217 125V126H216ZM248 125V126H247ZM250 125V126H249ZM257 125V126H256ZM111 126V128L113 127L112 125H109L108 126V129H109V127ZM123 126H122V128H123ZM126 126V125H125ZM194 126H195V124H194ZM194 126H192V127H194ZM97 127V126H96ZM163 127V126H162ZM199 127H201V128H203V126H201V123H200V126ZM205 127V128H206ZM209 127V126H208ZM247 127L248 128H250V130L248 131V130H246L247 129ZM260 127V128H259ZM72 128V129H71ZM201 128H200V130H201ZM205 128H203V130L205 129ZM101 129V128H100ZM164 129V130H165ZM102 130V129H101ZM100 130V132H99V128H97V130H95V128H94V131H93V129H92V134L94 133V135L96 136V137H98V140H97V138H95L94 137V135H93V139L95 140H97V142H100V136L102 135V134H104V132H102ZM161 130H163L162 128H161ZM188 130H191L190 131V133H189V131ZM251 130H252V133H251ZM197 131H199V130H197ZM263 131V132H262ZM74 132V131H73ZM100 133V134H97V133ZM213 132V131H212ZM248 132H250V133H248ZM208 133V135H206ZM215 133V132H214ZM222 133V134H221ZM241 133V134H240ZM162 134H160V135H162ZM192 134H194L196 137H195V139L197 138V136L198 135H202V136H200V138L199 139H201V138H203V136H205L203 139L205 140V138H206V143H207V141H208V138L210 137V141L211 142H209L208 141V143L205 145H203V142H204V140H196L197 141V145H198V143H200V142H202V146L204 147V146H206V149H205V147H204V150H201V148H202V146H197L196 145V141L194 140V136L192 135ZM216 134H217V132H216ZM68 135H69V133H68ZM69 135V136H70ZM99 135V136H98ZM221 135V136H220ZM263 135V136H262ZM163 136V135H162ZM217 136H219V137H221V138H219V140L221 139L222 141H219L218 140V138L217 139H215V137H217ZM222 136H224V137H222ZM243 136V138L245 139V140H243V141H241L243 138H241ZM73 138H70V140H71V144H70V141H69V144H70V150H69V152L67 153V155H69V154H71L72 156L74 155V153H72L73 151H72V149L71 148H73V147H75V144H74V140H72V139H74V135L72 136ZM101 137H103V135L101 136ZM192 137V138H191ZM208 137V138H207ZM246 137V138H245ZM163 138V137H162ZM241 138V139H240ZM192 139H193V141H195V143L194 142H192ZM223 139H225V140H223ZM258 139V142L256 141ZM96 140H95V143L97 144V142H96ZM217 140V142H219V143H217L216 142V144L214 143L215 141ZM228 140V141H227ZM250 140H252V142H250ZM200 141V142H199ZM255 141V142H254ZM260 141V142H259ZM73 142V143H72ZM222 143V145H220L221 143ZM228 142V143H227ZM231 142V143H230ZM250 142V143H249ZM102 143V142H101ZM104 143V142H103ZM212 143V144H211ZM252 143V144H251ZM253 143H255V148H254V144ZM262 143V144H261ZM195 144V145H194ZM213 144H215V146H212ZM225 144V145H224ZM229 144V145H228ZM201 145V144H200ZM102 146H104V145H102ZM196 146V147H195ZM208 146V147H207ZM217 146H218V148H217ZM223 146V147H222ZM230 146V147H229ZM237 146V147H236ZM250 146V147H251ZM98 147V146H97ZM209 147H211V148H209ZM215 147V149H213ZM220 147L222 148V149H220ZM103 148V147H102ZM102 148H100L99 147V149H102ZM219 149V150H217V149ZM225 148V151L223 150ZM231 148V149H230ZM262 148H263V150H262ZM74 149V148H73ZM140 149V148H139ZM249 149V148H248ZM251 149V148H250ZM249 149V151L251 152V150ZM207 150V151H206ZM214 150V153L212 154V155H214L215 157L216 156H218L217 154H222V162L220 163L219 161V164L218 163H216L214 160H213V165L214 166H212V167H210L212 164H210V163H212V162H210L209 163V166H207V163L206 164H203L202 162H201V158L203 157V156H205V155H209L210 153H212V151ZM217 150V151H216ZM220 150H223V151H220ZM101 151V150H100ZM103 151V150H102ZM162 151V150H161ZM203 151H204V153H208V154H204L203 153ZM206 151V152H205ZM209 151V152H208ZM260 151H257V153L259 154V152ZM202 154H201V153ZM223 152V153H222ZM251 152V153H252ZM104 154L105 153V150L103 151V152H101V154ZM198 153H200L201 154V156H198V155H200V154H198ZM256 152H253V154H255ZM256 153V154H257ZM126 154V153H125ZM124 154V156H126ZM160 154L163 156V154H162V152H160ZM159 154V156H161ZM189 154V153H188ZM189 154V155H190ZM70 155V156H71ZM190 155V156H191ZM261 157H262V159H260L261 160V163H262V165L264 164V161H262L263 160V156L261 155V154H259ZM70 156H66V158L68 157V158H71ZM123 156V157H124ZM196 156H198V158L199 157H201V158H197ZM213 156V157H214ZM257 156V158H255ZM256 156H252V160H254V158H255V160H254V163H256V162H259L260 160H257V159H259L260 157L258 156V155H256ZM74 157V156H73ZM210 157V156H209ZM74 158H77V157H74ZM74 158H72L73 160H74ZM127 158V157H126ZM161 158V157H160ZM160 158H159V160H160ZM207 158H208V156H207ZM72 159H71V161H72ZM108 159V158H107ZM157 159H158V157H157ZM156 159V160H157ZM162 159H163V157H162ZM161 159V160H162ZM203 160H205L204 158H202ZM220 158H218V160H219ZM67 160V159H66ZM109 160V162H111V160L110 159H108ZM155 160V161H156ZM159 160H157V162L159 163ZM257 160V161H256ZM76 161L77 160H75L74 162L72 161V163L70 162V160L68 159V161L67 162H70V165H72V166H70L71 168H75L76 166H78V163H76ZM105 161V160H104ZM107 161V160H106ZM122 161V160H121ZM153 162V163H155L154 165H153V167L154 166H158V163H156V162ZM163 161V160H162ZM161 161V162H162ZM200 161L201 163H200V166H202V167H198L197 166V163ZM206 161V160H205ZM221 161V160H220ZM77 162H79V160L77 161ZM108 162V161H107ZM108 162V163H109ZM120 163V162H118V161H115L114 163ZM123 162V161H122ZM160 162V163H161ZM208 162V161H207ZM215 162V163H214ZM252 162V161H251ZM74 163V164H73ZM76 163V164H75ZM107 163V164H108ZM103 164H104V166L103 167H105V168H102L103 169V172L105 171V173H103L102 172V175L103 174H105V175H103L104 176V178L106 179L105 181H108L109 183H110V181L111 182H117V180H119L118 179V176L121 174L120 172H121V170H120V167H121V165H119V166H117V167H114V165L115 164H113V171H110L112 168L109 166L108 168H110V169H106L107 168V166H105L106 165V162H103ZM112 164V163H111ZM157 164V165H156ZM190 164V165H189ZM216 164H218L219 166L217 167V165ZM251 164H253V162L251 163ZM74 165V166H73ZM76 165V166H75ZM116 165H118V164H116ZM254 166H257L256 168H254L255 169V171H257V174H255V176H253L252 178H253V182L255 183L254 185H253V194H254V199H249L246 203H242V204H240L239 205V209H238V214H239V219H238V221L236 222V224H234L232 227H233V229L232 230H234V234L233 235H238V236H236L235 238L237 239L238 237L239 238H241V237H243L242 235H243V232H245L244 230H243V232H241L242 231V229H243V227H244V229L245 228H249L248 229V231L251 229V231L250 232H252V233H254V232H256L257 233V231L259 232V230H260V232L262 233V229L264 230V225L262 224V223H264V220H263V222L261 221L263 218H264V172H262V171H264V166H262V165H260V162L258 163V165H257V163H256V165L255 164H253ZM68 166V167H69ZM161 167L163 166V162L161 163V165H160ZM188 166V167H187ZM207 166V167H206ZM216 166V167H215ZM262 168H261V167ZM161 167H159L158 166V168L156 167V169H155V172H157L158 171V169L160 170L159 171V173H161V169L163 168H161ZM206 167V168H205ZM198 168L200 169V171L198 170ZM201 168H202V170H201ZM205 168V169H204ZM262 169V170H261ZM73 170V169H72ZM198 170V171H197ZM108 173H107V172ZM120 171V172H119ZM261 171V172H260ZM197 172H198V174H197ZM225 172V171H224ZM177 174H179L178 172H176ZM202 173V174H201ZM153 174H155V173H153ZM162 174V173H161ZM176 174V175H177ZM221 174V173H220ZM158 175V174H157ZM223 175H224V173H223ZM222 175V176H223ZM161 176V175H160ZM204 176H205V174H204ZM216 176V177H217ZM220 176V175H219ZM179 176L177 175V177H175V179H173L174 177L172 176V178H171V181H173V180H176L177 178H178ZM156 178V177H155ZM161 178L162 177H160V181H161ZM202 178H204V177H202ZM201 178V179H202ZM223 178V177H222ZM219 180V179H218ZM163 181V180H162ZM203 181V180H202ZM201 181V182H202ZM175 182V183H174ZM173 183V186H169V188L167 187V189H168V191L170 190V193H169V195L167 194V193H164V195H163V187H162V185L163 184H161V183H159V181L157 182V183H159V184H161L160 185V187L162 188V191L161 190H158V191H161V192H159L160 193V195H161V198H160V201H159V203L158 204H156L155 203V205H157V208L155 207V209H151L152 211H156V209H158L159 208V211L157 210V212L159 213V215H166L167 214V211L165 210V207L163 206V200L162 199H165V202H168V203H170V204H166V206L167 205H172V207H173V209H174V214L175 213H177V212H181V214L179 215V216H184V217H186V215H188L189 217H191L190 219H189V217L187 216V220L189 219V221H187L188 222V224L184 227L185 229H186V231L188 230V231H190V230H192V229H196V227L198 226V227H201L202 228V231H207V228L209 227V222H208V220L210 219V216H209V214H211V213H214V211H215V209L218 207V206H222L221 208H222V210H223V205H225L224 204V202L226 203V205H227V202H228V198H229V196H230V194H229V192H228V189L229 188H227L228 186H225V184L227 183H225L224 182V186H223V183H222V185H221V183H220V185L222 186H219V191H218V188H217V186L216 187H214V188H216V189H213L214 191H215V199L214 200H212L210 203V206H208V201H206V203H205V200H203V199H200V201L198 200V201H196V199H194V198H197L196 197V195H198L200 192V190L199 189H194L195 187H193L192 188V186H190L191 187V189H190V187H188L189 189H190V192L188 191L189 189L187 188V189H185L184 187H183V185L181 186L180 185V181H179V179L178 180H176V181H174ZM185 182H187V181H185ZM201 182L199 183L200 185H201ZM204 182H202L203 183V188H204ZM212 182V181H211ZM214 182V181H213ZM212 182V183H213ZM219 182H221V180L219 181ZM66 183V182H65ZM108 183V184H109ZM163 183V182H162ZM217 183V182H216ZM215 183V184H216ZM70 184V182H68V185ZM112 184V183H111ZM229 184V183H228ZM67 185V186H68ZM110 185V184H109ZM170 185H172V183H170ZM195 185V184H194ZM159 186V185H158ZM198 186V187H197ZM71 187V186H70ZM69 186H68V192H69V195H71V194H74L73 196H76V198H78V196L77 195H79V197H80V194H78L77 193V191L74 189H72V188H70ZM157 187V186H156ZM110 189V186L109 187H105L104 189L106 190V189ZM106 190L105 192H104V190L102 191V192H104L102 195H103V197H102V195H101V197H100V200L102 201H104L105 200V204L107 205L108 203H110V201H111V197H110V190ZM158 188H156V190H157ZM205 190V189H204ZM207 190V189H206ZM49 191H51V190H49ZM48 191V192H49ZM166 190H164V192H165ZM201 191H203L202 189H201ZM230 191V190H229ZM51 192H53V193H50V196L52 195V200L53 199H55V197H56V199L58 198L59 199V196H60V201L58 200L57 202H59V204H61L60 202L62 201L61 199H63V197H61V196H64L65 197V199H67V200H70L69 199V196H67V194H64L63 195V192H61V194H60V192H57V193H59V194H57L56 193V191H51ZM54 192L56 193V194H54ZM68 192H64V193H68ZM157 192V191H156ZM158 193V192H157ZM162 193V194H161ZM165 194H167V195H165ZM201 194V193H200ZM55 195V196H54ZM59 195V196H58ZM157 195V194H156ZM159 194L157 195V197L158 196H160ZM48 196H49V193H48ZM145 196V195H144ZM153 196H155V195H153ZM169 196V197H168ZM67 197V198H66ZM143 197V195L141 196V198ZM156 197V196H155ZM50 198V199H51ZM81 198V197H80ZM80 198H78V199H80ZM146 199V200H148V198L147 197H143V199ZM153 198V197H152ZM55 199V200H56ZM65 199H63V200H65ZM72 199V198H71ZM158 199V198H157ZM54 200V201H55ZM66 200V201H67ZM145 200V201H146ZM155 200L156 199H154V202H155ZM201 200H203V201H201ZM70 201H72V200H70ZM69 201V203H70V205L68 206V204H67V206L66 205H64V209H65V212L68 214V215H66L67 216V218H66V216H64L65 217V219H67L66 220V223H68V222H72V221H77V220H79V219H81V220H83L82 221V223L84 222V223H89L90 221V219L88 220L87 218H89V216H88V214H86V213H84L83 214V216L84 217H80V215H79V217H78V214L76 215V214H73L74 216L76 215L77 216V218H79V219H77L76 218V216L74 217V218H76V219H74L73 218V215H72V217H71V215L69 214V213H72V212H69V210L71 209L72 210V206L73 205H71V202ZM143 201V200H142ZM145 201H144V203H142V206L144 205V207L143 208H145L144 210L146 211V209L148 208L149 209V207H145L147 204H148V206H149V202L146 204L145 203ZM158 201V200H157ZM64 201H62V203H63ZM65 204V203H64ZM150 204H151V202H150ZM165 205V204H164ZM61 206V205H60ZM69 207V208H68ZM153 206L151 205V207L150 208H152ZM67 208H68V210H67ZM98 208V207H97ZM63 210V209H62ZM97 211L99 210V208L98 209H96ZM101 210V209H100ZM64 211V210H63ZM62 211V212H63ZM72 211H74V209L72 210ZM102 211V212H101ZM101 211H99L98 212V214H99V217L101 218V220H103L104 219V216H105V211L104 210H101ZM104 211V212H103ZM148 212V211H147ZM154 214H155V212H153ZM157 214V213H156ZM155 214V215H156ZM171 214H173V213H171ZM170 214V215H171ZM173 214V215H174ZM158 215V214H157ZM158 215V216H159ZM172 215V216H173ZM191 215V216H190ZM262 217V218H259L260 216ZM193 216V217H192ZM194 216H195V219H194ZM70 217H71V219H70ZM160 217V216H159ZM171 217V216H170ZM170 217H169V219H167V221L168 222H172L174 219L173 218H171L170 219ZM70 220H69V219ZM84 218H86V219H84ZM163 218V217H162ZM161 218V219H162ZM194 219V220H193ZM260 219V220H259ZM69 220V221H68ZM79 222V221H78ZM81 222V221H80ZM261 222V224H262V226H260L259 225V223ZM162 223H163V221H162ZM71 225V224H70ZM69 224H68V226H70ZM68 226H67V228H68ZM161 227H163L162 225H161ZM197 227V228H198ZM262 227V228H261ZM200 228V229H201ZM70 229H68V231H69ZM161 231H162V229H161ZM229 231V230H228ZM247 231V232H248ZM256 233H254L255 235H258V233L256 234ZM264 233V232H263ZM263 233H262V235H263ZM245 234H247L246 232H245ZM253 234V236H255ZM259 235H261V234H259ZM258 235V236H259ZM241 236V237H240ZM246 237V236H245ZM260 238V240L262 239V240H264L263 238H264V236H261V237H259ZM242 239H244V237L242 238ZM247 240H249L248 238H246ZM257 240V239H256ZM261 240V241H262ZM251 241V240H250ZM249 241V242H250ZM264 241H262V242H259L260 244H259V246H263L264 245V243H263ZM263 244V245H262ZM246 248H236V250L234 251V253H232V258L231 259H228L229 257H227V258H225L224 256H222L221 254L219 255V257H218V260H217V263L218 264H253V263H251V261H250V256L248 255V252L245 250ZM262 249H264V247L262 248ZM263 251V250H262ZM264 256V255H263ZM262 255H260L259 257H263ZM264 259V258H263ZM261 261H263L264 262V260H262L261 259ZM198 264H203V262L202 261H200ZM259 264H262L261 262L259 263ZM264 264V263H263Z\"/></svg>", "mask_w": 264, "mask_h": 264}]
</instances>
